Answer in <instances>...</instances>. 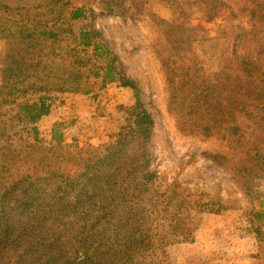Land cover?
Masks as SVG:
<instances>
[{
	"label": "trees",
	"instance_id": "obj_1",
	"mask_svg": "<svg viewBox=\"0 0 264 264\" xmlns=\"http://www.w3.org/2000/svg\"><path fill=\"white\" fill-rule=\"evenodd\" d=\"M34 2L0 0L8 64L0 76V264H171L168 249L194 242L202 215L230 211V203L178 182L158 184L146 156L154 121L136 84L116 69L113 53L86 24L93 0ZM102 2L108 13H123L122 0ZM233 2L249 16L264 51V0ZM190 37L176 48L189 63L187 81L179 86L168 73L170 107L187 118L192 133L217 131L231 139L232 157L205 156L227 168L251 200L264 184V70L249 57L226 65L223 75L234 78L230 106L216 80L203 77ZM113 84L133 90L136 104L108 143L83 153L55 123L45 147L38 126L57 96H89ZM245 215L264 252V233L255 227L264 212Z\"/></svg>",
	"mask_w": 264,
	"mask_h": 264
},
{
	"label": "rangeland",
	"instance_id": "obj_2",
	"mask_svg": "<svg viewBox=\"0 0 264 264\" xmlns=\"http://www.w3.org/2000/svg\"><path fill=\"white\" fill-rule=\"evenodd\" d=\"M233 1L122 0L123 13L115 15L105 10L102 0H93L86 22L113 53L116 69L136 84L139 98L154 121L146 156L158 184L167 187L178 182L220 197L232 207L230 211L202 215L194 242L168 249L171 264H264L260 239L245 215L251 209L264 212V184L251 200L245 197L231 181L228 169L205 156L232 157L231 139H223L217 131L213 136L192 133L187 118L170 107L173 90L168 73L175 75L179 86L187 81L183 71L189 63L176 48L188 36L194 41L203 77L216 80L220 97L230 106L234 78L233 74L223 75L226 65L236 58L249 57L264 70L262 43L250 26L249 16ZM5 58V42L0 40V76L8 68ZM182 98L189 97L184 94ZM56 99L52 116L38 126L45 147H51L54 125L59 123L65 142L83 153L108 143L110 136L126 125V110L136 104L134 91L117 84L89 96L66 94ZM200 118L199 114L194 116L195 123H200ZM203 125L208 126V117ZM228 163L234 164L230 159ZM255 227L264 233V222H257Z\"/></svg>",
	"mask_w": 264,
	"mask_h": 264
},
{
	"label": "crops",
	"instance_id": "obj_3",
	"mask_svg": "<svg viewBox=\"0 0 264 264\" xmlns=\"http://www.w3.org/2000/svg\"><path fill=\"white\" fill-rule=\"evenodd\" d=\"M51 116H52V114H51ZM49 119V117L47 118V120Z\"/></svg>",
	"mask_w": 264,
	"mask_h": 264
}]
</instances>
